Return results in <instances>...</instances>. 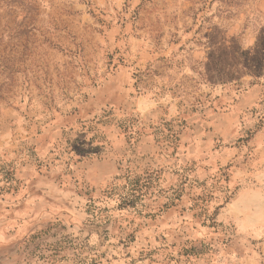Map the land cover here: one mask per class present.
<instances>
[{
  "label": "rangeland",
  "instance_id": "obj_1",
  "mask_svg": "<svg viewBox=\"0 0 264 264\" xmlns=\"http://www.w3.org/2000/svg\"><path fill=\"white\" fill-rule=\"evenodd\" d=\"M0 264H264V0H0Z\"/></svg>",
  "mask_w": 264,
  "mask_h": 264
}]
</instances>
